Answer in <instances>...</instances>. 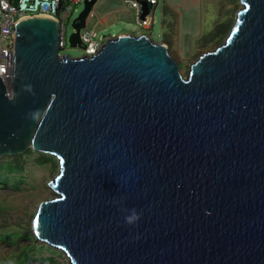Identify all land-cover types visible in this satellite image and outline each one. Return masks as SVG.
Returning <instances> with one entry per match:
<instances>
[{
    "label": "water",
    "instance_id": "water-1",
    "mask_svg": "<svg viewBox=\"0 0 264 264\" xmlns=\"http://www.w3.org/2000/svg\"><path fill=\"white\" fill-rule=\"evenodd\" d=\"M97 1L84 0L73 46ZM241 1L229 37L187 76L146 34L71 57L56 20L16 25L0 157L58 160L39 240L72 264H264V0Z\"/></svg>",
    "mask_w": 264,
    "mask_h": 264
},
{
    "label": "rangeland",
    "instance_id": "rangeland-1",
    "mask_svg": "<svg viewBox=\"0 0 264 264\" xmlns=\"http://www.w3.org/2000/svg\"><path fill=\"white\" fill-rule=\"evenodd\" d=\"M70 3L73 9L66 18L68 40L61 53L81 57L86 55L85 49L73 46L69 38L85 3ZM242 7L241 0H158L153 25L146 29L138 24L135 9L126 0H98L87 26L96 28L102 42L120 34H146L154 42L164 38L181 73L187 76L191 64L203 53L226 41ZM107 16L108 20L101 22ZM19 155L23 170L11 174L16 183L0 188V264H72L61 249L39 240L33 231L39 204L56 195L50 182L58 174V160L29 149Z\"/></svg>",
    "mask_w": 264,
    "mask_h": 264
},
{
    "label": "built area",
    "instance_id": "built-area-1",
    "mask_svg": "<svg viewBox=\"0 0 264 264\" xmlns=\"http://www.w3.org/2000/svg\"><path fill=\"white\" fill-rule=\"evenodd\" d=\"M70 1L0 0V77L3 78L9 90H11L14 76L16 25L22 19L30 17H48L56 20L59 23V55H63L61 50L66 47L68 40L66 18L73 9V4ZM73 1L77 3L80 0ZM126 1L130 4V7L135 9L138 24L146 29L151 28L154 21V9L158 4V0H148L150 9L143 18V6L139 0ZM80 37L86 55L96 54L104 44L98 38L96 28H89L87 25L81 30Z\"/></svg>",
    "mask_w": 264,
    "mask_h": 264
},
{
    "label": "trees",
    "instance_id": "trees-1",
    "mask_svg": "<svg viewBox=\"0 0 264 264\" xmlns=\"http://www.w3.org/2000/svg\"><path fill=\"white\" fill-rule=\"evenodd\" d=\"M161 42L167 43L164 38ZM29 150L34 151L31 148ZM19 156L0 157V188H3L7 184L16 183V178L14 176L12 177L11 174L15 171L23 170V165L18 161ZM44 161L45 159L43 157L41 162L43 163Z\"/></svg>",
    "mask_w": 264,
    "mask_h": 264
},
{
    "label": "clouds",
    "instance_id": "clouds-1",
    "mask_svg": "<svg viewBox=\"0 0 264 264\" xmlns=\"http://www.w3.org/2000/svg\"><path fill=\"white\" fill-rule=\"evenodd\" d=\"M135 219H138V216L134 212L131 216L126 217V221L129 223H131Z\"/></svg>",
    "mask_w": 264,
    "mask_h": 264
},
{
    "label": "crops",
    "instance_id": "crops-1",
    "mask_svg": "<svg viewBox=\"0 0 264 264\" xmlns=\"http://www.w3.org/2000/svg\"><path fill=\"white\" fill-rule=\"evenodd\" d=\"M92 13H93V10H92V12H91V14H90V15H92ZM108 18H109L108 16H107V17H105V19H104V20H101V22H102V21H106V20H108Z\"/></svg>",
    "mask_w": 264,
    "mask_h": 264
}]
</instances>
